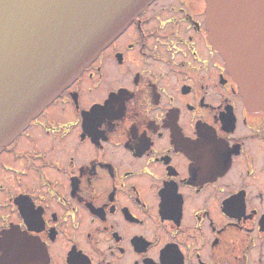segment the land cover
Masks as SVG:
<instances>
[{"label": "flooded vegetation", "instance_id": "flooded-vegetation-1", "mask_svg": "<svg viewBox=\"0 0 264 264\" xmlns=\"http://www.w3.org/2000/svg\"><path fill=\"white\" fill-rule=\"evenodd\" d=\"M222 26L264 49V0ZM207 36L205 0H151L0 150L3 264H264V105Z\"/></svg>", "mask_w": 264, "mask_h": 264}, {"label": "water", "instance_id": "water-1", "mask_svg": "<svg viewBox=\"0 0 264 264\" xmlns=\"http://www.w3.org/2000/svg\"><path fill=\"white\" fill-rule=\"evenodd\" d=\"M150 1L0 0V150ZM227 2L205 0L207 39L245 100L261 108L264 49L231 50L220 27Z\"/></svg>", "mask_w": 264, "mask_h": 264}, {"label": "snow or ice", "instance_id": "snow-or-ice-1", "mask_svg": "<svg viewBox=\"0 0 264 264\" xmlns=\"http://www.w3.org/2000/svg\"><path fill=\"white\" fill-rule=\"evenodd\" d=\"M103 116L98 114L96 119L101 120ZM191 154L193 158V169L199 170L207 167H211L216 162L217 149L212 144H200L197 142L192 146ZM37 217L39 213L35 214ZM9 243L14 246L21 254L26 252L32 244V238L27 232L19 233L10 238ZM5 240L0 237V251L4 250ZM0 264H3V256L0 255ZM18 264H27V261L20 259Z\"/></svg>", "mask_w": 264, "mask_h": 264}]
</instances>
